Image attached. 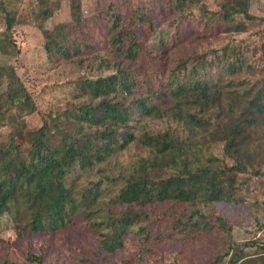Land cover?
<instances>
[{"label":"trees","instance_id":"16d2710c","mask_svg":"<svg viewBox=\"0 0 264 264\" xmlns=\"http://www.w3.org/2000/svg\"><path fill=\"white\" fill-rule=\"evenodd\" d=\"M64 1L69 18L50 26ZM85 1L0 0L10 44L34 26L42 63L89 68L67 81L68 99L39 108L0 63V220L20 229L0 241V264H19L23 245L28 264H51L61 230L73 251L56 252L76 264H180L164 245L186 248L187 264H264V225L235 240L217 207L244 201L250 179L264 194V30L256 44L235 37L264 21L260 0H165L160 18L134 0L88 16Z\"/></svg>","mask_w":264,"mask_h":264},{"label":"rangeland","instance_id":"374dc122","mask_svg":"<svg viewBox=\"0 0 264 264\" xmlns=\"http://www.w3.org/2000/svg\"><path fill=\"white\" fill-rule=\"evenodd\" d=\"M108 0H87L84 3V10L86 15L90 16L96 9L103 7ZM151 10L154 18L162 16L161 8L158 6L165 5V0H134ZM221 0H205L204 6L207 8L217 9ZM233 2H240L247 4L248 0H233ZM165 10V9H163ZM198 14V10H195ZM256 13L264 16V0L257 3ZM69 18L68 1H64L59 11L49 21V25L53 26L55 23L67 20ZM166 30V26H162ZM264 30V21H256L248 24L246 32L235 35L236 38H248L253 40L256 44L259 40L256 34L257 30ZM9 36L3 26H0V63H12L25 77V82L35 95V100L39 108H48L54 103H62L68 99V90L66 83L69 79L75 78L78 74H86L89 72L88 67L84 65L75 64L72 62H62L57 67L52 68L50 65L40 61V51L42 49V38L39 31L34 26H17L15 32L12 33V38L15 45L9 43V40L4 37ZM222 39V38H221ZM219 39V40H221ZM218 40V41H219ZM139 59L148 63V57L139 55ZM4 133L8 129H3ZM4 133H1L4 135ZM132 150H136L132 148ZM125 158V157H124ZM245 174L237 176L236 182L244 181ZM253 179L237 188V195H240L244 201L239 203H222L217 204L218 209L226 217L229 223L233 226V238L235 240H244L252 236V231L260 235L258 226L264 225V194L252 192L251 187ZM20 229L16 223L10 220H0V241L4 244L7 242H14L19 236ZM74 231L61 230L57 232L48 242L49 248L47 257L51 264H76L68 260H64L62 255L56 252L57 249L66 248L70 251L73 247ZM14 257L19 264H28L25 260V252L28 250L27 246H22L21 249L14 248ZM162 252L164 258L170 262L176 259L180 264L188 263L190 253L186 252V248H180L171 245H164ZM123 260L130 261L135 264V260L129 256H123ZM56 261V263H55ZM49 264V263H48ZM137 264V262H136Z\"/></svg>","mask_w":264,"mask_h":264}]
</instances>
